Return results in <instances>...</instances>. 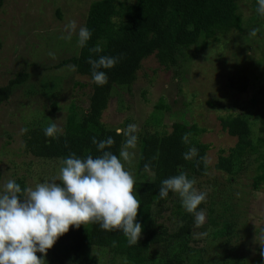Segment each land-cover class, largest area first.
<instances>
[{
    "label": "rangeland",
    "instance_id": "374dc122",
    "mask_svg": "<svg viewBox=\"0 0 264 264\" xmlns=\"http://www.w3.org/2000/svg\"><path fill=\"white\" fill-rule=\"evenodd\" d=\"M92 1L97 0H2L0 86L18 73H24L26 79L13 86L8 99L0 104V190L7 179H20L25 187H35L59 174V161L37 159L23 151L21 129L55 122L64 130L70 105L77 116L85 112L91 81L78 75L70 63L59 64L76 56L79 48L77 34L71 41L61 39L67 35L65 25L75 20L78 33ZM133 1L113 0L129 5ZM253 1L236 2L240 31L181 48L174 66L165 69L152 55L142 59L134 81L128 88H113L100 116L107 127L123 130L125 139L130 124L137 125V139L144 132L168 133L174 122L202 129L198 140L208 146V171L195 178L196 187L207 192L206 202L199 206L206 212V221L194 227L193 216L192 242L180 253V264H264L260 255L264 185L256 190L250 187L256 162L245 156L241 170L231 179L213 169L218 151L226 153L235 143V138L221 129L219 118L241 113L254 117L264 112V24L256 19ZM253 29H258L257 35L250 37ZM158 103L165 107L160 114L154 109ZM151 119L158 123L153 125ZM136 147L129 149L134 153L132 159ZM132 159L124 166L134 175ZM180 207L183 209L175 193L161 204L159 221L169 232L179 224L175 215ZM211 218L217 227L222 222L230 226L228 236L212 237ZM86 227L81 225L78 231ZM51 252L45 257L46 264H74L79 257L90 256L102 264L113 259L93 240L77 236L66 253L56 251L54 257Z\"/></svg>",
    "mask_w": 264,
    "mask_h": 264
},
{
    "label": "trees",
    "instance_id": "16d2710c",
    "mask_svg": "<svg viewBox=\"0 0 264 264\" xmlns=\"http://www.w3.org/2000/svg\"><path fill=\"white\" fill-rule=\"evenodd\" d=\"M239 0H134L132 4L114 3L113 0L92 1L86 11L83 26L92 33L86 45L78 48L76 56L60 62L59 65L70 63L75 66V72L91 81V92L88 106L84 113L77 116L73 105H70L65 120L64 130L58 138L46 137V126L27 128L20 135L23 151L37 159L56 160L70 153L77 157L94 158L101 153L92 143L95 137L103 141L108 137L114 144L105 149L119 155L122 143L125 141L123 131L107 127L100 121L108 99L114 87L128 88L135 79L140 61L152 55L156 62L165 69L174 66L181 57V48L201 44L217 35L231 30L240 31V17L237 14ZM2 0H0L1 6ZM255 16L264 24V17L256 9ZM99 47L100 53L89 50ZM124 54L119 62L106 72L108 83L98 86L92 82V69L89 58L99 56L117 57ZM26 79L24 73H18L5 85L0 86V104L6 101L13 86L21 84ZM165 107L157 104L154 109L160 114ZM252 119V123L249 120ZM159 119V117H158ZM153 125L158 123L156 119ZM150 121V122H151ZM219 125L230 137L235 138L232 148L226 153L219 150L213 169L224 173L230 179L236 176L242 168L244 157L249 156L256 162L250 187L253 190L264 185V112L252 117L251 113L236 114L219 118ZM255 126V131L251 130ZM168 133L144 132L137 139V147L133 160V177L135 180L133 194L140 202L137 222L142 225V235L136 245L129 246L126 237L119 230L103 231L98 224L89 223L86 229L69 228L61 236L52 249L55 252L66 253L69 243L74 237L93 240L97 248L107 251L117 264H180V253L188 250L192 242L193 215L184 209L176 212L178 225L172 231H167L159 218L162 213L161 204L169 200L172 192L165 199H160L158 193L161 182L184 171L189 178L202 177L208 171V166L201 159L208 149L206 144L199 142L198 135L202 132L194 124L184 125L174 122ZM185 133H191L189 142H182ZM191 147L198 149V155L192 160H185L183 154ZM150 164L149 171L145 165ZM21 188L25 186L20 179H15ZM210 234L213 238L228 236L230 226L222 222L216 226L215 219L208 220ZM189 242V243H188ZM113 259L109 264H113ZM74 264H102L95 257H79Z\"/></svg>",
    "mask_w": 264,
    "mask_h": 264
},
{
    "label": "clouds",
    "instance_id": "9594fccd",
    "mask_svg": "<svg viewBox=\"0 0 264 264\" xmlns=\"http://www.w3.org/2000/svg\"><path fill=\"white\" fill-rule=\"evenodd\" d=\"M257 5V13L264 17V0H257ZM64 31L67 35L61 39L71 41L73 34H77L81 48L92 36L86 26H80L77 33L75 20L65 25ZM257 32L258 29H253L249 36L255 37ZM89 51L100 53L102 50L93 47ZM123 55L89 58L92 82L98 86L107 84L108 77L102 69L113 68ZM71 67L75 70V66ZM136 130L137 125H128L118 156L105 150L114 144L111 137L103 141L93 137L92 143L101 154L81 158L70 153L61 159L59 174L51 181L22 189L14 179H7L0 190V264H46L48 250L70 227L78 229L89 223L98 224L103 231L119 230L129 246L138 244L143 231L137 222L140 202L133 194L134 177L124 166L134 155L129 149L136 147ZM43 131L46 137L54 139L63 132L55 122ZM190 136L191 133H185L182 142L188 143ZM197 155L198 149L191 147L183 158L192 160ZM201 159L207 166V156ZM150 168V164L145 165V171ZM196 185L195 177L189 178L186 172L180 171L161 182L158 197L165 199L170 192L177 194L182 208L194 216V227L198 228L206 221V212L199 206L206 202L207 192ZM261 249L260 255L264 258V245Z\"/></svg>",
    "mask_w": 264,
    "mask_h": 264
}]
</instances>
